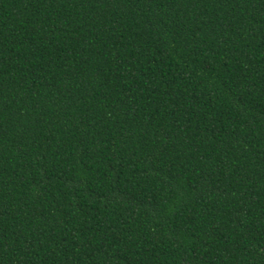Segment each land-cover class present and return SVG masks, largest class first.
<instances>
[{
	"label": "trees",
	"instance_id": "trees-1",
	"mask_svg": "<svg viewBox=\"0 0 264 264\" xmlns=\"http://www.w3.org/2000/svg\"><path fill=\"white\" fill-rule=\"evenodd\" d=\"M0 264H264V0H0Z\"/></svg>",
	"mask_w": 264,
	"mask_h": 264
}]
</instances>
